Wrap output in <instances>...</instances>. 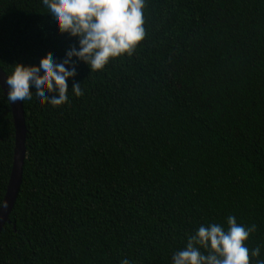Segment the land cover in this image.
<instances>
[{
    "label": "trees",
    "instance_id": "1",
    "mask_svg": "<svg viewBox=\"0 0 264 264\" xmlns=\"http://www.w3.org/2000/svg\"><path fill=\"white\" fill-rule=\"evenodd\" d=\"M131 55L59 107L24 101L22 179L0 264H171L201 225L247 228L264 260V0H145ZM41 0H0V69L65 58ZM1 89V88H0ZM14 126L0 92V204ZM260 249L259 257L251 250Z\"/></svg>",
    "mask_w": 264,
    "mask_h": 264
},
{
    "label": "clouds",
    "instance_id": "2",
    "mask_svg": "<svg viewBox=\"0 0 264 264\" xmlns=\"http://www.w3.org/2000/svg\"><path fill=\"white\" fill-rule=\"evenodd\" d=\"M47 19L61 35L75 38L76 47H69L65 58L57 62L47 58L38 67L17 63L6 76L7 105L35 100L37 105L59 107L68 101L69 93L82 95L81 84L67 81L76 76V63L82 62L89 72L104 69L110 60L131 55L145 37L143 9L145 0H41ZM4 207L0 204V209ZM227 228L220 224L201 225L188 235L183 249L171 256V264H250L245 241L255 225L245 228L233 216L227 217ZM252 257L260 249L251 250ZM120 264H130L127 258ZM257 264L264 260L257 259Z\"/></svg>",
    "mask_w": 264,
    "mask_h": 264
},
{
    "label": "water",
    "instance_id": "3",
    "mask_svg": "<svg viewBox=\"0 0 264 264\" xmlns=\"http://www.w3.org/2000/svg\"><path fill=\"white\" fill-rule=\"evenodd\" d=\"M6 75L0 69V88L7 93V85L5 84ZM13 126H14V150L13 161L9 181L1 204L4 205L0 209V232L5 223H8L9 214L14 206L17 193L19 191L22 179L23 162L25 159V139L26 126L23 114L22 102H17L14 107H10Z\"/></svg>",
    "mask_w": 264,
    "mask_h": 264
}]
</instances>
